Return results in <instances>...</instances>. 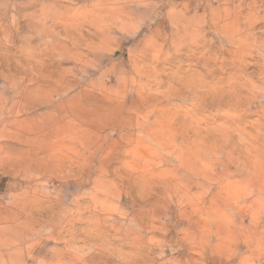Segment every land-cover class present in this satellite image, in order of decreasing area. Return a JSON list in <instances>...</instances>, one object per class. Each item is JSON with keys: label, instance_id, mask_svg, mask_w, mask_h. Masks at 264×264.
I'll return each instance as SVG.
<instances>
[{"label": "clouds", "instance_id": "9594fccd", "mask_svg": "<svg viewBox=\"0 0 264 264\" xmlns=\"http://www.w3.org/2000/svg\"><path fill=\"white\" fill-rule=\"evenodd\" d=\"M0 264H264V0H0Z\"/></svg>", "mask_w": 264, "mask_h": 264}]
</instances>
